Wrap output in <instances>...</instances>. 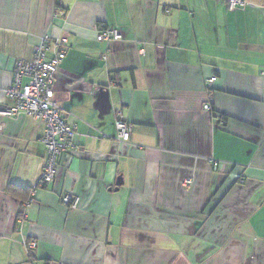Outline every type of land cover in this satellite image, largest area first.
Returning a JSON list of instances; mask_svg holds the SVG:
<instances>
[{
  "label": "crops",
  "instance_id": "0c3cea01",
  "mask_svg": "<svg viewBox=\"0 0 264 264\" xmlns=\"http://www.w3.org/2000/svg\"><path fill=\"white\" fill-rule=\"evenodd\" d=\"M245 1L0 0V105L46 36L76 124L36 187L44 121L0 116V264H264V0Z\"/></svg>",
  "mask_w": 264,
  "mask_h": 264
},
{
  "label": "built area",
  "instance_id": "2783aa9c",
  "mask_svg": "<svg viewBox=\"0 0 264 264\" xmlns=\"http://www.w3.org/2000/svg\"><path fill=\"white\" fill-rule=\"evenodd\" d=\"M228 10H235L246 6L245 0H225ZM124 37L123 32L116 27H104L97 33L98 41H118ZM47 40L45 36L40 46H37L33 58L30 60H19L16 62L13 75V83L6 90V94L13 100V105H0V116L12 117L18 114H27L45 123V130L42 140L46 146V160L44 169L40 175L36 187H45L51 184L56 177V166L59 156L64 151L75 147L76 124L70 123L62 115V108L54 98V83L59 71V66L65 58L64 49L58 50L52 57L47 56ZM66 39L56 42L57 46L66 43ZM27 79V81H25ZM218 77L208 79L207 84L211 85ZM213 96L209 95L204 109L212 110ZM118 138L123 141L130 139V124L118 117L115 121ZM218 165V163H215ZM191 183L190 179L185 180L184 186ZM35 188L32 189L28 203L34 199ZM62 202L75 208L78 198L70 193L61 197ZM26 217V214H24ZM28 249L36 247L35 241H27ZM40 264V263H34Z\"/></svg>",
  "mask_w": 264,
  "mask_h": 264
},
{
  "label": "water",
  "instance_id": "95a60500",
  "mask_svg": "<svg viewBox=\"0 0 264 264\" xmlns=\"http://www.w3.org/2000/svg\"><path fill=\"white\" fill-rule=\"evenodd\" d=\"M122 183V178H118L117 185H120Z\"/></svg>",
  "mask_w": 264,
  "mask_h": 264
},
{
  "label": "trees",
  "instance_id": "16d2710c",
  "mask_svg": "<svg viewBox=\"0 0 264 264\" xmlns=\"http://www.w3.org/2000/svg\"><path fill=\"white\" fill-rule=\"evenodd\" d=\"M224 118V117H223ZM31 191H32V189H31Z\"/></svg>",
  "mask_w": 264,
  "mask_h": 264
}]
</instances>
